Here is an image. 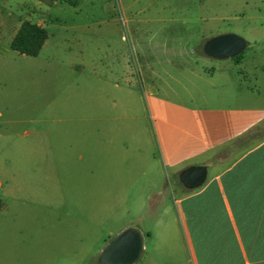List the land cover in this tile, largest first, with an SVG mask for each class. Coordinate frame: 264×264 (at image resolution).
I'll return each mask as SVG.
<instances>
[{
	"label": "rangeland",
	"instance_id": "obj_1",
	"mask_svg": "<svg viewBox=\"0 0 264 264\" xmlns=\"http://www.w3.org/2000/svg\"><path fill=\"white\" fill-rule=\"evenodd\" d=\"M0 3L22 21H44L49 35L38 57L10 46L4 55L0 264H102L125 228L157 239L174 219L190 253L176 203L185 188L154 165L149 98L169 88L186 103L264 93V0ZM224 34L248 42L242 64L204 54ZM138 156L149 159L144 168ZM155 185L168 193L160 226L145 216Z\"/></svg>",
	"mask_w": 264,
	"mask_h": 264
},
{
	"label": "crops",
	"instance_id": "obj_2",
	"mask_svg": "<svg viewBox=\"0 0 264 264\" xmlns=\"http://www.w3.org/2000/svg\"><path fill=\"white\" fill-rule=\"evenodd\" d=\"M23 22L0 3V89L5 51ZM37 24L47 30L44 21ZM162 92L152 93L148 102L158 150L154 165L172 169L177 178L188 167L205 166L208 178L196 190L180 182L185 189H179L176 203L190 253L174 219L157 239L151 230L125 228L142 232L141 258L145 264H264V93L245 89L218 101L203 95L186 103L174 100L180 96L174 88ZM135 162L144 168L149 159L138 156ZM150 189L145 216L160 226L167 189Z\"/></svg>",
	"mask_w": 264,
	"mask_h": 264
},
{
	"label": "water",
	"instance_id": "obj_3",
	"mask_svg": "<svg viewBox=\"0 0 264 264\" xmlns=\"http://www.w3.org/2000/svg\"><path fill=\"white\" fill-rule=\"evenodd\" d=\"M248 42L236 34H224L209 39L203 46L206 56L218 60L235 59L245 52ZM205 166H191L180 173L179 179L189 190L201 188L207 181ZM144 236L141 231L131 228L117 235L101 254L102 264H134L142 256Z\"/></svg>",
	"mask_w": 264,
	"mask_h": 264
},
{
	"label": "trees",
	"instance_id": "obj_4",
	"mask_svg": "<svg viewBox=\"0 0 264 264\" xmlns=\"http://www.w3.org/2000/svg\"><path fill=\"white\" fill-rule=\"evenodd\" d=\"M48 31L41 25L25 21L16 34L11 48L13 51L28 57H38L48 40ZM244 58V53L234 59L239 64Z\"/></svg>",
	"mask_w": 264,
	"mask_h": 264
}]
</instances>
